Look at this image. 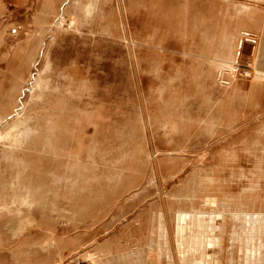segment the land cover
Listing matches in <instances>:
<instances>
[{"label": "rangeland", "instance_id": "obj_1", "mask_svg": "<svg viewBox=\"0 0 264 264\" xmlns=\"http://www.w3.org/2000/svg\"><path fill=\"white\" fill-rule=\"evenodd\" d=\"M243 4L0 0V264L132 219L156 225L129 262L264 264V20L221 14Z\"/></svg>", "mask_w": 264, "mask_h": 264}, {"label": "crops", "instance_id": "obj_2", "mask_svg": "<svg viewBox=\"0 0 264 264\" xmlns=\"http://www.w3.org/2000/svg\"><path fill=\"white\" fill-rule=\"evenodd\" d=\"M233 1V0H232ZM235 1V0H234ZM239 2H245L248 4H243L239 6H225L223 5V8L221 11V14L224 16V11L226 7H229V10H235L238 11L239 8H242L243 6L246 7L247 13H249L250 9L256 10V14L261 15L262 19L264 20V0H239ZM255 13V11H254ZM232 26V24H230ZM250 29L244 28L243 30H251L252 27H249ZM253 30V29H252ZM260 31V30H259ZM258 40H255L254 48H253V54L257 55L258 61L261 59V57L264 54V39L257 37ZM204 44V43H203ZM203 44L198 45L197 48H202ZM219 44V43H217ZM208 48H218L216 45H212ZM236 59V58H235ZM203 60L199 63L201 64ZM205 63V62H204ZM206 69L201 68V78H210L211 80L216 77L217 70L215 68L210 67L207 63ZM194 70H198V67H192ZM193 70V71H194ZM209 73L211 75L206 74ZM234 79L230 82V84L227 86V90L230 89V87H235L234 85ZM220 89V88H219ZM225 91L227 93L228 91ZM220 91H222L220 89ZM234 91L231 90L228 94H231ZM222 95V92H221ZM219 95L218 97H220ZM214 97V96H213ZM217 98V96L215 97ZM231 98V97H230ZM227 101L229 102V99L227 98ZM137 221L135 219L127 220L124 222H120L119 226H116L115 228L110 231V233L102 238L96 239L95 237H88V238H57L59 239V244L54 245V251L55 255L52 260H49L48 262H35V263H24V264H63V259L65 257H68L72 254H78L77 257L84 258L86 260H92L94 264H151L156 263V255H151L150 253H145V251L142 253V261H138L137 263L129 262L127 259L122 258L125 254V252L140 246H147V243L152 240V234H150L149 230L151 228H154L156 225L155 220H151L149 223L143 225L142 232L139 235L133 234V229H136ZM151 236V237H150ZM154 237V236H153ZM156 239V237H154ZM62 243V244H61ZM136 249V248H135ZM81 251V252H79ZM150 254V255H149Z\"/></svg>", "mask_w": 264, "mask_h": 264}, {"label": "built area", "instance_id": "obj_3", "mask_svg": "<svg viewBox=\"0 0 264 264\" xmlns=\"http://www.w3.org/2000/svg\"><path fill=\"white\" fill-rule=\"evenodd\" d=\"M68 264H93L92 260H84V261H77V260H71ZM151 264H157V263H151Z\"/></svg>", "mask_w": 264, "mask_h": 264}, {"label": "bare ground", "instance_id": "obj_4", "mask_svg": "<svg viewBox=\"0 0 264 264\" xmlns=\"http://www.w3.org/2000/svg\"><path fill=\"white\" fill-rule=\"evenodd\" d=\"M245 39H246V38H245ZM247 40H248V39H247ZM236 48L238 49V42H237V44H236ZM235 53H236V52H235ZM232 57H233V58H232V62H233V61L236 60V59H235V58H236V54L232 55ZM230 66H231V65H230ZM231 67H232V66H231ZM231 67H230V68H231ZM231 70H233V69H231ZM226 73H227V74H231V73L229 72V70H228V72L226 71ZM206 208H207V207H206ZM203 209H204V208H203ZM210 209H211V206H210ZM208 210H209V209H208ZM208 210H207V211H208ZM197 211H199V210H197ZM205 211H206V210H205ZM93 264H94V262H93Z\"/></svg>", "mask_w": 264, "mask_h": 264}]
</instances>
